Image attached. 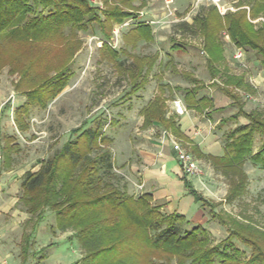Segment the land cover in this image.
Returning a JSON list of instances; mask_svg holds the SVG:
<instances>
[{
    "label": "rangeland",
    "instance_id": "374dc122",
    "mask_svg": "<svg viewBox=\"0 0 264 264\" xmlns=\"http://www.w3.org/2000/svg\"><path fill=\"white\" fill-rule=\"evenodd\" d=\"M85 1L97 11L104 25H108L107 14L115 9L127 12L130 18L122 23L113 22L110 38L105 37L100 32L101 25L94 22L87 31L73 29L69 33L66 30L62 42H42L34 54L46 61L39 63L42 70L33 81L31 78L22 80L16 71L17 66L10 63L16 62L17 55L23 53L16 46H9L0 55V90L11 97L6 105V119L0 128L7 152L4 150L10 157V166L6 168L10 169L13 179L22 180L26 172H37L42 162L52 158L68 141L76 140L84 130L96 129L100 125L107 139L101 148L112 153L114 173L122 180L120 187L139 196L142 190L137 191L133 184L139 179L128 171L129 162L144 166L146 161L140 152H152L153 145L165 140L166 133L173 134L162 126H144L141 111L156 97L165 99L167 119L174 117V101L180 100L187 107V91L197 89L198 99L212 98L213 106L199 115L222 144L225 133L249 123L240 111L264 116L262 58L256 55L257 51L245 52L236 46L228 31L230 17L243 13L254 31L263 25L264 5L256 10L255 16L251 11L255 4H264V0H132L127 5L122 0ZM141 25L150 26L152 31L141 37L135 49H131V42L137 40ZM256 40L262 45L259 38ZM105 45L120 53L119 61L125 62L126 69L132 63L130 55H158L156 65L146 72V81L138 92H132L128 71L117 68L118 62L105 53ZM174 45L180 48L176 49ZM65 46L74 49L70 56ZM240 50L245 55L239 61L235 57ZM63 64L69 76L66 85L56 95L55 92L49 95L44 90L39 95L34 94L46 78H53L61 71ZM240 79L243 83L238 86L236 83ZM42 93L46 97L36 99ZM24 103L28 108L25 120L19 117L16 121V111ZM235 115L238 116L233 117ZM23 122L26 125L24 130L19 129L24 126ZM260 145L258 136L255 153L261 149ZM190 153L196 160L194 153ZM3 159L4 156L0 162ZM199 166L203 173L194 177V182L208 204L204 210L197 204L188 209L185 216L192 224L188 228L202 225L209 231L212 245L224 242L229 236L228 225L221 221V217L226 221L235 218L240 222L245 218L264 231V169L247 160L242 168L248 178L246 191L229 204L226 202L231 186L229 180L210 162H202ZM22 194L19 188L16 195L18 208L24 211L20 202ZM154 204L166 203L154 200ZM164 211L171 214L174 209L166 205ZM27 217L21 230L0 240V252L11 254L9 264H75L82 258L83 252L73 231L57 230L53 212H45V219L37 225L35 232L32 228L36 216L27 214ZM23 234L31 235L25 263ZM235 243L250 255L243 243L238 240ZM170 264L177 262L172 259Z\"/></svg>",
    "mask_w": 264,
    "mask_h": 264
},
{
    "label": "trees",
    "instance_id": "16d2710c",
    "mask_svg": "<svg viewBox=\"0 0 264 264\" xmlns=\"http://www.w3.org/2000/svg\"><path fill=\"white\" fill-rule=\"evenodd\" d=\"M130 1L121 2L127 5ZM262 5L253 6L252 16L258 13L256 10ZM107 16L108 25H104L97 11L85 0H0V55L9 46H16L23 53L17 55L19 58L15 59L16 62L10 63L17 66L16 71L21 74L22 80L31 78L30 81H33L42 70L39 63L46 61L44 57L34 54L42 42H62L66 38V30L69 33L73 29L87 31L94 22L101 25L100 32L110 38L113 22L122 23L130 18L127 12L119 9L112 10ZM246 18L245 13L230 17L228 31L236 46L245 51H257L256 55L262 58L260 63L264 68V24L254 31ZM138 30V38L131 42V49H135L141 37L152 31L147 25H141ZM209 37H212L210 33ZM256 38L260 39L262 45ZM174 48L180 47L174 45ZM64 49L66 52L69 50L66 46ZM104 51L110 59L118 62V69H126L125 62L119 61V52L107 45ZM73 52L72 48L68 55ZM45 53L49 55V52ZM130 58L132 63L126 70L132 81V92H138L146 81V72L156 65L158 55H130ZM60 64L59 61L58 67ZM60 70L53 78H46L34 94L39 95L44 90L49 95L53 92L56 95L69 78L64 64ZM242 83L243 79H240L236 85ZM197 91H187L186 102L198 112H206L213 106L212 98L204 96L198 99ZM224 91L236 99L229 91ZM45 97L42 93L36 99ZM24 104L16 111V121L19 117L24 119L28 112ZM240 112L249 119V123L225 133V155L212 159L215 167L231 184L226 199L229 204L241 198L246 191L248 178L242 169L244 163L251 160L264 169V116ZM141 115L146 127L158 125L178 133L175 118L167 119L166 102L161 97L149 102ZM208 117L211 118L210 113ZM25 127L24 124L19 129L24 130ZM258 136L261 149L255 153ZM105 142L107 139L100 125L96 129H86L76 140L68 141L52 158L42 162L37 172L24 174L20 202L25 213L36 216L33 232L45 219V212H53L56 229L73 231L83 252L82 258L75 264H170L172 259L177 264H264V231L249 220L242 218L240 222L230 218L226 221L221 217V221L228 225L229 236L224 242L212 245L207 229L202 225L189 229L192 224L184 214L166 213L164 208L167 204H154L151 193L135 196L121 188L122 180L114 173L112 153L101 148ZM183 180L195 202L204 210L207 199L192 186L186 174ZM24 238L25 263L31 235H24ZM236 240L245 245L250 255L237 247Z\"/></svg>",
    "mask_w": 264,
    "mask_h": 264
},
{
    "label": "crops",
    "instance_id": "0c3cea01",
    "mask_svg": "<svg viewBox=\"0 0 264 264\" xmlns=\"http://www.w3.org/2000/svg\"><path fill=\"white\" fill-rule=\"evenodd\" d=\"M10 100L11 97L0 90V125L6 119L4 118L8 112L6 105ZM187 107L184 115H178L174 111L178 133L171 130L173 133L170 134L171 137L166 136L165 140L160 141V144L153 145L154 150L152 152L142 150L140 155L146 161L144 166L139 167L132 161L127 166L130 174L136 175L139 179L137 184L133 182L137 191L142 190V193H151L154 200L163 201L168 207L174 209L173 212L184 215L189 208L197 203L186 188L183 180L184 172L176 159L172 139L181 143L189 152L192 151L199 165L202 162H210L214 165L213 158H222L225 155L224 142L222 144L217 134L201 119L200 112L188 105ZM209 120L212 121V119ZM2 137L3 134L0 128L1 160L4 156L3 161L0 162V240L4 237L9 238L15 232L21 230L22 224L28 218L27 214L18 208L19 199L16 195L19 188H21L22 180L21 178H18V180L13 179L10 169L6 168L7 165L10 166V157H8L7 150L3 146ZM138 179L136 178V181ZM188 179L198 191L194 177H188ZM10 256L11 254L8 252H0V257L8 263H10Z\"/></svg>",
    "mask_w": 264,
    "mask_h": 264
},
{
    "label": "built area",
    "instance_id": "2783aa9c",
    "mask_svg": "<svg viewBox=\"0 0 264 264\" xmlns=\"http://www.w3.org/2000/svg\"><path fill=\"white\" fill-rule=\"evenodd\" d=\"M89 1L91 2L93 0H89ZM235 58L239 61L242 60L244 58L243 50L238 51ZM173 108L175 113L178 115H184L186 112V108L184 107L183 103L180 100H176L173 102ZM166 136L171 137V135L167 133ZM172 145L176 155V159L179 162L184 174H186L188 177L201 176L202 169L200 168L198 162L195 160L193 155L188 150H186L181 143L177 142L174 139H172ZM0 264H9V263L0 257Z\"/></svg>",
    "mask_w": 264,
    "mask_h": 264
}]
</instances>
